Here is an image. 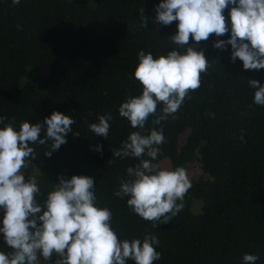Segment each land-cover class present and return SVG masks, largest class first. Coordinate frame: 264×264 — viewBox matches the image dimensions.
Returning a JSON list of instances; mask_svg holds the SVG:
<instances>
[{"label": "trees", "instance_id": "obj_1", "mask_svg": "<svg viewBox=\"0 0 264 264\" xmlns=\"http://www.w3.org/2000/svg\"><path fill=\"white\" fill-rule=\"evenodd\" d=\"M93 1L89 7L77 0H19L15 5L0 0V126L42 122L55 110L71 116L70 127L79 133H67L66 143L51 156L43 155L47 143L31 145L33 156L21 170L24 177L37 171L40 191L34 198L42 202L57 175L91 176L96 203L111 211L110 227L118 239L156 235L160 258L153 264H240L245 252L258 256L255 264H264V106L252 102L254 90L247 84L249 79L264 82V68L242 69L238 59L229 60V46L212 48L227 33L209 34L195 44L208 59L199 87L189 90L177 111L159 125H152L150 116L145 129H162L165 137L153 163L168 159L171 168L184 169L190 163L201 173L190 178L183 208L168 224L154 228L153 222L133 214L125 199L113 195L124 169L138 161L111 158L110 150L136 130L117 108L142 87L132 77L137 51L155 58L171 50L175 45L167 38L176 22H153L158 0ZM223 11L227 23L228 9ZM42 64L48 68L44 78L36 71ZM26 75L29 80L20 86ZM105 113L112 116L108 135L94 136L87 125ZM97 144L99 153L93 150ZM193 201L200 202L198 214L190 210ZM0 251L9 249L0 243ZM57 260L55 254L47 261L38 257V264Z\"/></svg>", "mask_w": 264, "mask_h": 264}, {"label": "clouds", "instance_id": "obj_2", "mask_svg": "<svg viewBox=\"0 0 264 264\" xmlns=\"http://www.w3.org/2000/svg\"><path fill=\"white\" fill-rule=\"evenodd\" d=\"M10 2L15 5L19 0ZM152 10L154 23L176 22L167 38L175 47L155 58L142 49L137 51L132 77L142 87L117 108V114L136 130L110 152L111 158L138 161L124 169L125 177L119 179L113 195L125 199L133 214L157 228L183 208L191 181L183 167L169 169L153 163L165 137L162 129H145V123L151 116V124L159 125L177 111L189 90L199 87L208 59L195 44L207 40L209 34H228L211 46L221 50L229 46V60L238 59L242 69L264 68V0H158ZM138 13L145 27L143 9ZM247 84L254 90L252 102L264 106V82L249 79ZM111 119L108 113L98 115L87 127L94 136L104 138ZM73 123L71 116L53 110L42 122L21 121L18 128L10 123L0 126V243L9 249L0 251V264H38V257L47 261L53 254L58 257L56 264H127L129 260L153 264L160 258L156 235L146 232L142 239H118L110 227L111 211L96 203L91 176L57 175L42 202L34 198L40 191L35 178L26 180L20 171L27 167L26 158L33 156L31 145L47 143L43 155L51 156L66 143L67 133L79 135L70 127ZM93 150L99 153L101 146ZM257 259L256 254L245 252L240 264H255Z\"/></svg>", "mask_w": 264, "mask_h": 264}, {"label": "rangeland", "instance_id": "obj_3", "mask_svg": "<svg viewBox=\"0 0 264 264\" xmlns=\"http://www.w3.org/2000/svg\"><path fill=\"white\" fill-rule=\"evenodd\" d=\"M77 1H80V2L84 3L85 5H87V6H89V7H90V6H91V7L94 6V1H93V0H77ZM36 71H37V75H38L40 78H44V77H46V76L48 75V68H47V66L44 65V64L39 65V66L36 68ZM29 78H30L29 75L23 76V77L20 79V81H19V85H20V86L24 85L25 82L29 80ZM204 123H205V122H204ZM188 133H189V131L186 130V131L183 133V135H180V138H179V144H183V142H185ZM189 162H191V161H189ZM157 165H158L159 167H162V168H169V169H171L170 161H169L168 159H162V160H160V161L157 163ZM21 169H22V168H21ZM21 169H20L21 173H22L23 175H25L24 172H23ZM185 170H186V173L188 174L189 178H197V177L200 175V173H201L197 165L190 164V163H189L188 165H186ZM36 172H37V171H36ZM36 172H35V171L30 172V173L28 174V176L25 177V179L27 180V179L30 178V177H34V178L36 179V177H37V173H36ZM200 206H201V205H200V202H198V201H193V203H192V205H191V208H190L191 212H192L193 214H198V213H200Z\"/></svg>", "mask_w": 264, "mask_h": 264}]
</instances>
